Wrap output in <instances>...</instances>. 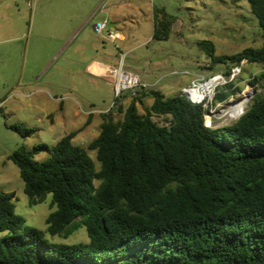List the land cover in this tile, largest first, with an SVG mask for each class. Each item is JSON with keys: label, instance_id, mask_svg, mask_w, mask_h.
<instances>
[{"label": "trees", "instance_id": "16d2710c", "mask_svg": "<svg viewBox=\"0 0 264 264\" xmlns=\"http://www.w3.org/2000/svg\"><path fill=\"white\" fill-rule=\"evenodd\" d=\"M246 1L261 31L260 47L215 55L211 41L198 46L210 68L229 63L228 70L242 59L260 64L251 82L260 84L264 0ZM153 22L152 37L168 39L173 17L157 9ZM224 89L216 99L227 95ZM144 96L152 98L148 107ZM101 118L85 147L74 144L71 131L52 146L20 145L9 156L28 203L50 194L55 208L44 231L24 224L14 192H0V264H264V96L215 128L205 126L201 105L153 88ZM39 150L47 154L43 160L35 159ZM80 225L87 242L45 237L67 236Z\"/></svg>", "mask_w": 264, "mask_h": 264}, {"label": "rangeland", "instance_id": "374dc122", "mask_svg": "<svg viewBox=\"0 0 264 264\" xmlns=\"http://www.w3.org/2000/svg\"><path fill=\"white\" fill-rule=\"evenodd\" d=\"M117 1L121 12L131 15L120 31L126 36L128 46L136 45L130 53L124 52V64H145L151 69V79L159 77L161 82H176V89L193 76L226 70L229 65L218 63L210 68V58L198 42L211 41L215 55H233L262 44L257 19L246 0ZM75 6L79 13L87 10V4L72 0H0V192H14L15 212L24 224L44 231L46 217L55 208L50 206L51 195L30 205L19 170L9 156L20 145L52 146L64 134L77 129L80 131L73 139L74 144L87 146L99 133L101 117L95 114L84 127L87 116L81 110L96 109L109 101L112 104L116 99L113 92L108 101L104 89L95 88L96 83L100 86L102 83L83 70L85 62H54V47L66 36L71 20L69 13L76 10ZM157 9L173 17L166 40L152 37L153 15ZM93 23L94 19L89 25ZM94 37H97L95 32L87 39ZM259 70L260 64L245 62L239 80H247ZM257 85L260 90L253 99L264 96V81ZM145 97L144 105L148 107ZM129 100V96L123 95L117 106L124 109ZM143 111L140 106L139 112ZM113 115L119 118L122 113ZM16 124L21 131L14 128ZM88 153L98 168L95 150L90 149ZM46 156V152L39 150L35 159L43 160ZM45 237L66 244L88 241L83 225L67 236L46 232Z\"/></svg>", "mask_w": 264, "mask_h": 264}, {"label": "crops", "instance_id": "0c3cea01", "mask_svg": "<svg viewBox=\"0 0 264 264\" xmlns=\"http://www.w3.org/2000/svg\"><path fill=\"white\" fill-rule=\"evenodd\" d=\"M72 2L84 6L87 4V10L82 14L79 13V10H77L78 7L75 6L76 10L69 13L71 19L69 22L70 27L64 39L54 47V62H74L76 60L85 62L83 70L88 75L101 81L102 86L96 83L95 88L101 89L99 87H102L107 93L106 97H108L107 100L109 101V98L111 100V95H113V87L111 79L108 76V69L117 65L120 50L130 53L136 49V45H127L129 42H127L126 36L120 31L124 21L131 18V15L121 12L120 2L117 0H72ZM93 19L94 22L106 20L108 28L117 33V38L111 41L104 35L96 33L97 37H94L92 40L87 39V36H91L94 33L92 26L89 25V22ZM125 67L138 73L142 81L151 86L146 91L151 88L157 89L165 96L169 94H181L182 87L190 82H187L185 85H180L176 89V82H161L162 80L159 77L151 79V69L147 68L145 64L143 66L140 62H129ZM146 98L150 105L152 98L149 96ZM110 102L96 109L81 110L87 116L84 127L91 123L95 118V114L101 117V114L110 107ZM79 131L80 129L75 130L76 133L72 141L78 137Z\"/></svg>", "mask_w": 264, "mask_h": 264}, {"label": "built area", "instance_id": "2783aa9c", "mask_svg": "<svg viewBox=\"0 0 264 264\" xmlns=\"http://www.w3.org/2000/svg\"><path fill=\"white\" fill-rule=\"evenodd\" d=\"M91 26L95 33L104 35L111 41L117 38V33L108 28L106 20L94 22ZM125 55L126 53L119 51L117 65L108 69V76L111 79L116 99L105 112L114 109L123 95L131 98L137 96L139 91L151 87L142 81L138 73L125 67ZM245 62L248 61L242 59L238 63L232 64L228 70L212 71L193 76L190 82L182 87L181 95L190 103L199 104L203 107L206 127H219L241 117L256 92L260 90L258 83H251L253 77L260 70L257 73L253 72L247 80H239ZM243 83L244 85H242ZM222 88H225L227 95L222 99H216V95Z\"/></svg>", "mask_w": 264, "mask_h": 264}]
</instances>
